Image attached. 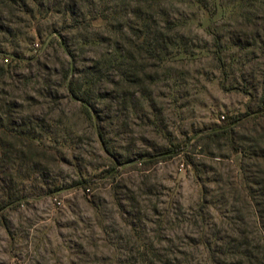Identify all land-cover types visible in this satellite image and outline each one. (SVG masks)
<instances>
[{
  "label": "trees",
  "instance_id": "1",
  "mask_svg": "<svg viewBox=\"0 0 264 264\" xmlns=\"http://www.w3.org/2000/svg\"><path fill=\"white\" fill-rule=\"evenodd\" d=\"M175 1L179 0H0V39L18 38L19 26L25 20L31 25L43 17L59 14L64 20L62 29L74 33L77 40L81 36L78 31H85L82 46H102L101 52L87 57L85 62L83 59L85 64L79 67L77 54L83 47L77 46V42L72 43L76 48L60 42L67 60L65 68L59 71L63 73L59 84L68 98L79 104L87 130L109 163L89 174H80L69 185L57 184L50 193L58 194L69 187L82 191L101 237V244L97 240L94 247L104 248L97 264H264V169H252L253 172L241 169L243 184L238 186L227 180L222 185L215 175L203 179L191 149L205 140L216 143L223 140L233 153L244 158L255 156L252 154L256 139L244 141L239 129L249 119L263 116V107L247 108L204 133L196 132L182 141L171 142L153 155L135 157V164L145 166L182 156L185 165L192 167L193 178L201 188L199 201L186 211L173 201L170 190L154 202L141 199L143 181L134 190L122 175L128 162L116 152L113 135L118 125L116 118L133 106L135 94L144 95L159 71H169L172 63L195 55L190 51L192 44L184 34L182 20L173 14ZM234 1L235 8L264 13V0ZM189 2L205 14L203 25L211 39L205 53L226 76L227 41L222 30L213 26L216 17L226 13L225 3ZM94 23L99 30L93 28ZM36 32L40 36V30ZM3 42L0 40V45ZM3 49L0 47V54L11 56V60L9 64L0 61V222L11 239L7 213L27 200L19 184L41 170L36 168L44 153H55L52 143L66 148L70 145L67 129V134H61L57 124L46 125L42 115L26 113L24 99L17 95L26 81L12 77L11 63L17 57ZM42 79L41 92L46 94L47 102L52 97V78L43 75ZM59 134L65 139L58 138ZM133 170L143 174L146 169ZM104 179H109L106 191L110 202H104L100 193L88 199V192L99 191L97 183ZM228 185L230 191H226ZM117 215L122 223H116Z\"/></svg>",
  "mask_w": 264,
  "mask_h": 264
},
{
  "label": "rangeland",
  "instance_id": "2",
  "mask_svg": "<svg viewBox=\"0 0 264 264\" xmlns=\"http://www.w3.org/2000/svg\"><path fill=\"white\" fill-rule=\"evenodd\" d=\"M221 1L225 3L226 13L216 17L213 26L222 30L227 41V75H223L217 62L205 53L211 45L203 25L205 14L189 0L175 1L173 14L182 20L184 34L192 44L190 51L195 55L172 63L169 71H159L156 81L147 85L144 95L135 94L133 106L116 118L118 125L113 134L116 152L128 162L122 168V175L134 190L143 181L145 188L139 192L141 199L149 198L154 202L156 197L162 199L170 190L173 201L186 211L199 201L201 188L193 178L192 167L185 165L182 156L142 166L134 162L137 155H153L171 142L182 141L196 132L204 133L247 108H264V13L235 8L234 0ZM63 25V17L59 14L43 17L31 25L25 20L19 26L18 38L0 39L6 41L0 47L17 57L11 63L12 77L26 81L17 94L24 99L26 113L42 115L46 125L57 124L61 134H67V129V144L70 145L66 148L52 143L55 153H44L36 168L42 171H35L19 184L27 200L7 213L11 239L0 222V264H97L96 259L104 251L102 246L94 247L97 240L98 245L101 244V237L82 191L69 187L58 194L50 193L57 184L69 185L80 174H89L94 168L102 169L109 163L87 130L79 104L69 99L60 87L63 73L59 71L67 58L59 43L65 41L74 48L72 43L77 42V46H82L86 35L84 30L78 31L81 36L77 40L74 33L62 29ZM93 28L99 30L95 23ZM37 29L40 36L36 34ZM53 31L55 33L50 35ZM82 47L77 54L79 67L87 57L102 49V46L87 44ZM10 60L11 56L0 54V61L9 64ZM43 75L52 78L55 100L49 97L44 101ZM239 136L246 142L256 139L252 154L255 156L244 158L240 153H233L223 140L218 143L205 140L200 146L191 147L194 163L204 174V180L215 175L220 177L222 185L228 180L240 186L244 182L241 169L252 172L264 169V115L243 124ZM57 137L65 139L66 136L59 134ZM133 169L146 170L142 174ZM108 182L109 179L100 180L97 183L100 190L88 192V199L100 193L104 202H110V194L106 191ZM205 184L214 186L212 182ZM230 189L228 185L226 191ZM116 223H122L118 215Z\"/></svg>",
  "mask_w": 264,
  "mask_h": 264
}]
</instances>
